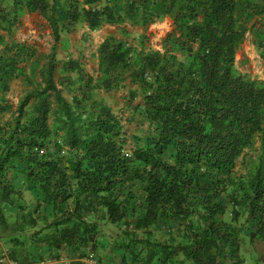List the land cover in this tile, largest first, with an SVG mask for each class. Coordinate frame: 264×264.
<instances>
[{"label": "trees", "instance_id": "trees-1", "mask_svg": "<svg viewBox=\"0 0 264 264\" xmlns=\"http://www.w3.org/2000/svg\"><path fill=\"white\" fill-rule=\"evenodd\" d=\"M24 12L54 40L40 79L38 51L12 39ZM81 23L120 31L93 75L57 52ZM249 36L264 61V0H0V231L31 246L11 258L264 264V81L236 69ZM121 90L127 117L102 97Z\"/></svg>", "mask_w": 264, "mask_h": 264}, {"label": "rangeland", "instance_id": "rangeland-1", "mask_svg": "<svg viewBox=\"0 0 264 264\" xmlns=\"http://www.w3.org/2000/svg\"><path fill=\"white\" fill-rule=\"evenodd\" d=\"M110 29L112 32L111 34H117L119 36V31L115 27H108L106 30L104 29L100 32H94V34L90 33L89 36H86V34L89 33L86 25L84 23L79 24L72 34L65 37L63 41L57 45L59 58H66L68 55H71L74 58H81L86 72L93 75L98 67L96 55L97 48L100 45L102 38H105L106 32L108 31L107 35L110 34ZM170 29L171 22L169 20L157 22L152 25L148 30V34L151 36V41L148 44V47L156 50L160 49L161 41ZM131 30L136 31L137 29ZM12 39L20 43L25 42L28 45L35 47L38 51L37 59L32 65L28 66L26 74L34 79H40L39 71L44 66L46 58L54 46V40L48 23L36 14L25 12L21 18L20 26L15 30ZM236 69H238L241 74L251 79L264 81V61L260 58L257 47L254 45L251 36L247 38L237 54ZM30 70L33 72L30 73ZM27 86L28 83L23 76L16 78L11 83L7 98L14 108L17 107L20 99L26 94L28 89ZM126 95V90L110 94L102 93L105 103L111 106L118 115L124 117L129 116V112L125 110L127 103ZM8 117L9 116H6V118ZM137 127L141 128L138 123H134L130 129L135 131V128ZM110 231L113 233V230ZM9 235L11 234L0 231V242L3 241L5 244H8L6 242ZM256 250L258 252L261 251L258 245H256ZM76 263L77 262L69 264Z\"/></svg>", "mask_w": 264, "mask_h": 264}, {"label": "crops", "instance_id": "crops-1", "mask_svg": "<svg viewBox=\"0 0 264 264\" xmlns=\"http://www.w3.org/2000/svg\"><path fill=\"white\" fill-rule=\"evenodd\" d=\"M25 13V12H24ZM23 13V14H24ZM28 13V12H27ZM36 15H38V14H36ZM23 16V15H22ZM39 16V15H38ZM41 17V16H40ZM22 18V17H21ZM42 18V17H41ZM43 19V18H42ZM165 20H169L170 22H171V25H172V20L171 19H169V18H166V19H164V20H161V21H165ZM46 21V20H45ZM161 21H157V22H161ZM47 22V21H46ZM156 22V23H157ZM48 23V22H47ZM85 24V23H84ZM155 24V23H154ZM154 24H152V25H154ZM49 25V24H48ZM86 25V24H85ZM151 25V26H152ZM150 26V27H151ZM87 27V26H86ZM112 28V27H115V28H117V30L119 31V28L117 27V26H110V25H106V26H104L101 30H99V31H96V32H100V31H102V30H106V28ZM150 27H149V29H150ZM130 28V27H129ZM131 29H137L136 31H132ZM148 29V30H149ZM172 29V28H171ZM171 29L169 30V31H171ZM87 30H88V28H87ZM130 31L131 32H134V33H136V32H139V33H144L145 32V30L144 29H141V28H137V27H135V28H130ZM168 31V32H169ZM89 32V31H88ZM167 32V33H168ZM107 33H108V31L106 32V34H105V38H102V40H101V43L107 38V37H109L110 35H117V34H111L112 32H111V29H110V34H108L107 35ZM167 33H166V35H167ZM72 34V33H71ZM93 34H94V32H93ZM119 34H120V31H119ZM147 35L149 36V43H150V41H151V36L148 34V31H147ZM165 35V36H166ZM107 36V37H106ZM118 36V35H117ZM120 36V35H119ZM100 43V44H101ZM160 46H161V44H160ZM99 47V46H98ZM98 49V48H97ZM161 49V48H160ZM160 49H157V50H160ZM236 61H237V59H236ZM98 68V67H97ZM96 68V69H97ZM7 247H9V248H11V251H13V252H17L18 254H20V255H23V253H24V251H25V249H27V248H30L31 246H28V245H23V246H21V245H17L16 243H13V242H8V244H5L3 241H1L0 242V252L4 249V248H7ZM26 252V251H25ZM55 260V259H54ZM79 262V261H82V260H80V259H78V258H71L70 257V255H69V253H68V251L67 250H62L61 252H60V258H59V260H56V264H69V263H71V262Z\"/></svg>", "mask_w": 264, "mask_h": 264}, {"label": "clouds", "instance_id": "clouds-1", "mask_svg": "<svg viewBox=\"0 0 264 264\" xmlns=\"http://www.w3.org/2000/svg\"><path fill=\"white\" fill-rule=\"evenodd\" d=\"M8 251V255H9V259L11 260V261H14L16 264H19V263H17L14 259H12L11 258V249H9V248H4L1 252H0V255H1V253H3V251ZM80 260H82V261H79V263H85V264H96L95 263V261H94V259L92 258V257H87V258H84V259H80ZM91 260H92V262H91ZM48 261H50V262H52L53 264H56V260H53V259H47L46 261H43V262H48ZM75 262V261H74ZM77 262V261H76ZM39 263H41V262H39ZM34 264H36V263H34Z\"/></svg>", "mask_w": 264, "mask_h": 264}, {"label": "built area", "instance_id": "built-area-1", "mask_svg": "<svg viewBox=\"0 0 264 264\" xmlns=\"http://www.w3.org/2000/svg\"><path fill=\"white\" fill-rule=\"evenodd\" d=\"M92 262V260H91ZM0 264H16L14 261H11L9 259L8 251H3L0 255ZM36 264H53L52 262H41V263H36Z\"/></svg>", "mask_w": 264, "mask_h": 264}]
</instances>
